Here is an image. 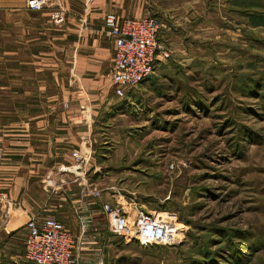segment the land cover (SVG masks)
<instances>
[{"label":"rangeland","instance_id":"obj_1","mask_svg":"<svg viewBox=\"0 0 264 264\" xmlns=\"http://www.w3.org/2000/svg\"><path fill=\"white\" fill-rule=\"evenodd\" d=\"M190 5L179 48L115 99L88 173L125 210L174 214L178 241L110 234L88 194L97 211L65 223L75 264H264V0Z\"/></svg>","mask_w":264,"mask_h":264},{"label":"crops","instance_id":"obj_2","mask_svg":"<svg viewBox=\"0 0 264 264\" xmlns=\"http://www.w3.org/2000/svg\"><path fill=\"white\" fill-rule=\"evenodd\" d=\"M201 1L62 0L58 23L53 10L0 0V195L9 206L0 209V264H25L29 218L65 226L72 211L87 218L94 204L112 201L101 196L93 204L87 192L91 166L98 172L89 161L95 138L119 99L110 85L114 46L104 16L154 18L158 42L172 50L194 12L190 2ZM74 151L83 154L80 166Z\"/></svg>","mask_w":264,"mask_h":264},{"label":"built area","instance_id":"obj_3","mask_svg":"<svg viewBox=\"0 0 264 264\" xmlns=\"http://www.w3.org/2000/svg\"><path fill=\"white\" fill-rule=\"evenodd\" d=\"M25 9L38 12L53 10L56 22L62 21V0H25ZM103 26L113 40V60L110 85L115 96L123 98L126 91L137 88L154 73L156 64L169 58V52L158 42L160 25L154 18L119 19L106 14ZM77 165L84 161L83 154L72 153ZM114 188L106 192L113 201ZM88 194L98 201L102 191L88 186ZM8 206L7 195H0V209ZM126 210L112 202L100 204V213L106 219L110 234L139 245L169 246L178 241V223L172 213L146 212L132 204ZM23 255L30 264H75L77 237L53 218H29L25 223Z\"/></svg>","mask_w":264,"mask_h":264}]
</instances>
